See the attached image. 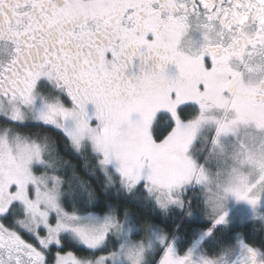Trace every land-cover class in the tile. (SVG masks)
Returning <instances> with one entry per match:
<instances>
[{"label":"snow or ice","instance_id":"snow-or-ice-1","mask_svg":"<svg viewBox=\"0 0 264 264\" xmlns=\"http://www.w3.org/2000/svg\"><path fill=\"white\" fill-rule=\"evenodd\" d=\"M259 59L264 0H0V264H264Z\"/></svg>","mask_w":264,"mask_h":264},{"label":"rangeland","instance_id":"rangeland-1","mask_svg":"<svg viewBox=\"0 0 264 264\" xmlns=\"http://www.w3.org/2000/svg\"><path fill=\"white\" fill-rule=\"evenodd\" d=\"M253 137H255V135H253L252 133H249V141H251V139ZM223 142L227 146L226 157H231L232 152L235 150V142L231 138L225 139ZM241 142L243 143V141H241ZM225 162L228 163V164H231L232 163L231 159H226ZM208 192L210 193L211 192V189H209ZM243 211H244L243 206H235V205L233 206V213H234V215H239ZM204 221H206V220H204Z\"/></svg>","mask_w":264,"mask_h":264},{"label":"flooded vegetation","instance_id":"flooded-vegetation-1","mask_svg":"<svg viewBox=\"0 0 264 264\" xmlns=\"http://www.w3.org/2000/svg\"><path fill=\"white\" fill-rule=\"evenodd\" d=\"M249 38V40L251 39V36H249L248 37ZM242 52L243 51H245V49L243 48V46L241 47V49H240ZM257 63H264V59H259L258 61H257ZM253 135H257L256 133H252ZM258 227V226H257Z\"/></svg>","mask_w":264,"mask_h":264},{"label":"trees","instance_id":"trees-1","mask_svg":"<svg viewBox=\"0 0 264 264\" xmlns=\"http://www.w3.org/2000/svg\"><path fill=\"white\" fill-rule=\"evenodd\" d=\"M207 223H208V222H206V221H204V220H203V221H201V224H202V226H206V225H207Z\"/></svg>","mask_w":264,"mask_h":264}]
</instances>
